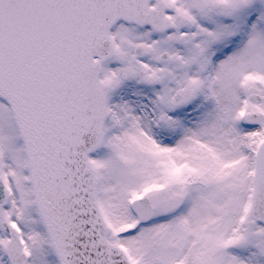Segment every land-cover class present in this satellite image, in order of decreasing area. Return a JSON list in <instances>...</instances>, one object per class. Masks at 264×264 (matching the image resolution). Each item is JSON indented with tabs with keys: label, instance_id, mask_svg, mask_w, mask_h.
I'll return each mask as SVG.
<instances>
[{
	"label": "snow or ice",
	"instance_id": "6c2138e0",
	"mask_svg": "<svg viewBox=\"0 0 264 264\" xmlns=\"http://www.w3.org/2000/svg\"><path fill=\"white\" fill-rule=\"evenodd\" d=\"M0 264H264V0H0Z\"/></svg>",
	"mask_w": 264,
	"mask_h": 264
}]
</instances>
